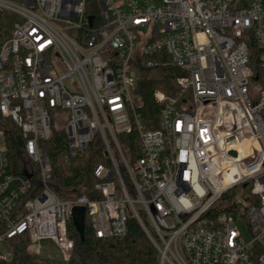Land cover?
Segmentation results:
<instances>
[{
	"label": "built area",
	"instance_id": "2783aa9c",
	"mask_svg": "<svg viewBox=\"0 0 264 264\" xmlns=\"http://www.w3.org/2000/svg\"><path fill=\"white\" fill-rule=\"evenodd\" d=\"M95 2L97 20L87 0H0L17 18L0 35V264L20 237L28 254L51 240L69 260L78 206L98 238L124 235L132 215L159 264H264V0ZM158 66L179 71L177 89L153 91L158 127L147 129L138 71ZM53 121L65 161L100 142L93 197L52 190ZM5 129L20 131L17 167ZM134 130L136 151L123 138Z\"/></svg>",
	"mask_w": 264,
	"mask_h": 264
},
{
	"label": "trees",
	"instance_id": "16d2710c",
	"mask_svg": "<svg viewBox=\"0 0 264 264\" xmlns=\"http://www.w3.org/2000/svg\"><path fill=\"white\" fill-rule=\"evenodd\" d=\"M87 1L86 14L95 15L97 20L96 11L88 7L96 5L95 0ZM16 19L11 13L0 12V35H9ZM177 75L179 71L171 66L139 69L137 93L142 101L139 113L145 128L156 129L158 127L161 105L154 100L153 91L158 89L164 93L173 94L177 89L175 82ZM5 133L10 159L17 167V164L24 159L22 148L16 141V136L20 134V131L5 129ZM123 138L130 142L136 151L138 147L136 131L123 135ZM44 147L52 166L50 186L61 199L73 198L82 194L93 197L97 193L94 189L96 180L92 176V170L97 163L106 160L100 142H92L76 157L65 161L67 138L64 130L59 129L52 130V135L44 143ZM223 199L226 198L223 197ZM68 233L74 241L69 260H49L46 261L47 264H159V253L155 245L132 215L127 221V232L121 236L96 237L87 216L85 217L84 239L80 237L72 220L68 223ZM26 244L25 237L6 242L12 256L9 264H40L42 258L39 255L28 254Z\"/></svg>",
	"mask_w": 264,
	"mask_h": 264
},
{
	"label": "rangeland",
	"instance_id": "374dc122",
	"mask_svg": "<svg viewBox=\"0 0 264 264\" xmlns=\"http://www.w3.org/2000/svg\"><path fill=\"white\" fill-rule=\"evenodd\" d=\"M94 6L90 5L88 7H89V9L96 11L97 15H99L100 9H98L97 5H94ZM51 114L54 115V112H51ZM52 129L53 130L62 129V125L58 122L53 121ZM240 192H241L240 188H234V189L230 190L229 192H227L225 194L224 198H226L229 201L236 200L237 196L240 194ZM224 200L225 199H222L218 202L219 207H223L225 205ZM233 218L236 222L237 227L242 232L244 238L246 240H248L249 234H248L247 228H246L245 224L243 223V221L241 219H238L235 215L233 216ZM41 246H42V251L40 254V258H42V261L40 262V264H47L46 261H49V260H54V261L61 260L59 258V252L51 240H43L41 242ZM49 256H51V257H49Z\"/></svg>",
	"mask_w": 264,
	"mask_h": 264
},
{
	"label": "water",
	"instance_id": "95a60500",
	"mask_svg": "<svg viewBox=\"0 0 264 264\" xmlns=\"http://www.w3.org/2000/svg\"><path fill=\"white\" fill-rule=\"evenodd\" d=\"M92 17H89V24L92 23ZM18 145H22V139L17 137ZM72 223L76 228L77 232L80 234V237L84 239V228H85V208L83 206L74 207L72 210Z\"/></svg>",
	"mask_w": 264,
	"mask_h": 264
}]
</instances>
